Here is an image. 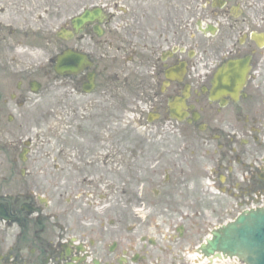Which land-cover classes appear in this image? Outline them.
<instances>
[{"label":"flooded vegetation","instance_id":"flooded-vegetation-1","mask_svg":"<svg viewBox=\"0 0 264 264\" xmlns=\"http://www.w3.org/2000/svg\"><path fill=\"white\" fill-rule=\"evenodd\" d=\"M187 2L0 0V264H189L187 249L264 210V0H209L204 17ZM235 61L248 66L238 97L210 100ZM43 101L65 141L44 154L30 125ZM133 128L170 147L133 148Z\"/></svg>","mask_w":264,"mask_h":264},{"label":"water","instance_id":"water-1","mask_svg":"<svg viewBox=\"0 0 264 264\" xmlns=\"http://www.w3.org/2000/svg\"><path fill=\"white\" fill-rule=\"evenodd\" d=\"M98 14V11L86 12L84 22L92 21ZM61 61L62 58H59L58 73H61ZM247 71L248 66L244 61L220 66L214 74L209 98H236L245 83ZM200 251L205 256L215 253L236 256L244 264H264V211L247 212L239 216L235 222L213 233L212 239L207 240Z\"/></svg>","mask_w":264,"mask_h":264},{"label":"rangeland","instance_id":"rangeland-1","mask_svg":"<svg viewBox=\"0 0 264 264\" xmlns=\"http://www.w3.org/2000/svg\"><path fill=\"white\" fill-rule=\"evenodd\" d=\"M86 1V5H92L94 3L97 2H103L105 3L107 0H85ZM117 1V0H116ZM121 1L122 4H124L125 0H119ZM209 0H194V6H195V14L196 17H199V15L201 17L206 16V12H208L209 7L207 5ZM181 3V8H184L187 5V0H180ZM152 9V8H150ZM183 14V12H182ZM181 38L182 41L185 40V34L182 32L181 34ZM124 100V99H123ZM54 105H56V107H58V105H60V102H53ZM50 105L49 102H36V109L35 112L33 114V118L31 119V127L32 129L36 132L37 135V140H36V146L38 147H42V153L44 154L45 152H48V147H58L61 148L63 146V142L64 141V136L63 133L61 132L62 128L59 125V119L57 118V122H52L51 120H49L47 118V114H48V106ZM126 110V111H125ZM95 111V110H94ZM57 114V113H56ZM104 115V114H102ZM101 115V116H102ZM120 117V118H119ZM116 118H119V122L117 121V131H116V142L115 144H117V154L123 153L125 151L128 152V143L126 142L128 140V102H117V111H116ZM90 122H93V118H90ZM49 125H52L53 127V133L50 134L49 133ZM157 127L156 125H151L150 127ZM132 131V147L136 148L138 150H140L141 152L144 151H154L156 150L158 147H170L169 146V142L164 139V144H161V140H157L155 137H148L146 136V132L148 131H142L140 129L137 128H133L131 129ZM146 136L147 137V148H143L142 147H138V144L135 142L136 137H143ZM93 141L95 140L94 138H92ZM144 139V138H143ZM142 140V139H141ZM45 141L48 142V145L50 144V146L47 147V145L45 146ZM144 141H146L144 139ZM74 146H77V144H73ZM102 145V144H101ZM109 142L106 140L105 142V146H108ZM45 147V148H44ZM58 160H60V158H57ZM37 161L42 162V160L37 159ZM45 164V163H44ZM46 173H51L53 178H57L58 177V171H54V170H48L45 171ZM60 172V171H59ZM118 206L120 205H125L127 202H117ZM89 218H91V214L88 215ZM147 222V220H146ZM156 222L157 220H153L152 221V225L156 226ZM215 222V220H213V223ZM130 226H138L139 224L136 222H132L129 224ZM118 227V226H117ZM185 250V248L183 249V251ZM188 251H190L192 253L193 248H189L187 249ZM165 264H168V262H166ZM227 264V263H226Z\"/></svg>","mask_w":264,"mask_h":264}]
</instances>
